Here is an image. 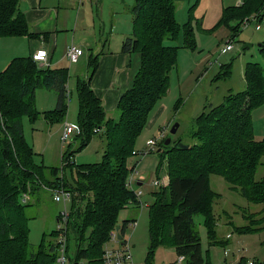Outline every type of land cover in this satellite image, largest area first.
I'll list each match as a JSON object with an SVG mask.
<instances>
[{"label": "trees", "instance_id": "obj_1", "mask_svg": "<svg viewBox=\"0 0 264 264\" xmlns=\"http://www.w3.org/2000/svg\"><path fill=\"white\" fill-rule=\"evenodd\" d=\"M20 1L0 0V38L33 36L21 13ZM256 13L264 17V0H244L241 7L224 11L219 25L230 28L236 38L245 17ZM132 15L133 32L125 40L123 51L138 53L141 66L132 86L120 98L119 119L107 117L102 100L91 87L103 51L91 54L90 75L77 81V123L81 128L78 137L82 138L79 150L101 136L106 143L100 163L76 167L72 159L75 151L64 153V159L70 161L64 169H51L53 177L48 179L46 167L35 163L33 149L24 134L23 118L36 120L41 115L36 108V92L40 88L58 94L57 108L43 116L54 123L65 120L69 68L42 66L31 56L14 58L0 72V264L56 263L57 230L45 233L33 250L29 240L31 218L22 198L33 193L34 187L59 185L73 194L68 241L72 234L77 250L72 261L101 264L104 245L110 232L117 228L119 211L135 199L126 184L130 173L128 159L134 155L136 139L156 105L168 93L170 72L178 59V49L165 45L166 40H175L180 30L172 0H136ZM232 21L238 24L232 25ZM190 42L186 38V44ZM259 52L264 58V42ZM231 68V64L223 66L218 79L229 77ZM244 80L242 91L230 92L222 104L206 107L194 120V145L181 139H171L168 146L166 138L161 142L157 173L166 163L169 182L161 186L149 207L150 259L163 242H169L178 257L184 256L183 264H212L208 254L205 260L194 220L195 216H203L210 246L219 243L213 213L218 195L210 186L212 174L222 175L232 189L251 202L264 205V178L255 182L259 166L264 167V140L256 141L252 119V112L264 104V68L259 63H247ZM69 167L73 182L66 176Z\"/></svg>", "mask_w": 264, "mask_h": 264}, {"label": "rangeland", "instance_id": "obj_2", "mask_svg": "<svg viewBox=\"0 0 264 264\" xmlns=\"http://www.w3.org/2000/svg\"><path fill=\"white\" fill-rule=\"evenodd\" d=\"M172 1L175 4V18L180 30L176 39L166 40L165 45L178 49L177 65L170 72V89L156 105L150 119L153 120L154 113L161 106H165L167 111L161 123L154 129L150 130L149 126H145L136 139L134 152L137 155L128 159L130 173L127 181L134 178V185L138 184L139 179L145 181L144 186L136 188L144 193L141 197L143 204H139L134 199L131 204H126L119 211L117 220V227L125 226L121 231H123L124 240L130 242L135 264L179 263L175 247L169 242H163L155 250L153 258H149L151 242L149 207L156 200L161 186L168 184L169 176L166 163L161 166L158 178L155 171L159 163V146H162L163 143L160 141L159 144H161H157L154 150H151L148 143L158 140L165 132L166 140L170 138L174 142L181 139L185 144L194 145L195 140L191 137L194 120L201 115L206 107L218 106L224 102V98L230 92H240L245 88L244 69L247 63H259L264 68V58L259 52V45L264 42V29L257 30L255 22L246 26L244 21L247 17L242 21L241 31L234 39V50L225 55L220 54L221 48L233 38L230 28L224 24L219 25L224 11L241 7L244 0ZM84 2L87 3V8L77 6L76 11V15L81 12L83 20V28H79L76 32L77 38L78 40L84 39L96 26L98 43L95 48H91L96 50L95 54H99L100 50H105V46L107 51L114 50L121 45V38L124 34L130 33L131 30L133 32L132 9L136 0H84ZM237 24L236 21H232V25ZM95 30L93 28L91 34L94 35ZM186 38L191 40L190 44H186ZM85 49L92 53V50L87 46ZM86 57L87 55L82 58V64ZM230 64L232 67L230 76L219 80L218 77L222 73L223 66ZM6 66L0 63V72L5 70ZM78 67V77L84 78L90 75L91 69L87 65L83 68L80 65ZM75 69L77 70V67ZM70 76L69 70L70 89L68 91L73 92V97L67 119L76 124L79 104L75 81L77 84L78 79L73 73L71 78ZM56 102L57 97L52 90L38 89L36 108L42 117H38L36 120L25 117L22 120L26 140L34 152L35 163L46 167L45 173L48 179L53 177L51 169L62 168V152L75 151L74 165L82 167L87 164L100 163L103 160L104 144L106 143L102 137L97 136L88 146L79 150L82 138L77 136L68 143L62 144L60 123L48 122L43 117V113L55 107ZM69 102L68 100L67 104ZM252 119L255 139L260 142L264 140V104L252 112ZM176 124L179 125L178 131L172 135L171 129ZM146 153H149L147 154L149 156L146 157L148 164L145 169L137 167L136 170L141 173L139 175L138 171V174L135 173V176L132 177L134 163L137 160L142 161ZM261 161H264V158ZM66 176L69 181L73 182L70 167L67 168ZM263 178L264 167L259 166L255 182H260ZM156 181L160 182V188L154 186ZM210 186L218 195L213 205V213L217 220L218 244L210 246L204 217L201 215L194 217L201 235L205 260L207 254L212 264H224L226 260L231 262L240 257L264 260V205L253 203L239 191L232 189L222 175H210ZM31 189L28 187V190ZM35 189L36 187L33 188V193L25 194L22 198V203L28 206L26 212L31 218L29 240L33 250L41 244L45 233L50 234L56 230L57 217L60 211L64 210V204L55 202L50 191L45 188ZM67 208L71 212L72 203H68ZM133 220H137L136 227L129 225ZM228 235H231L230 239L227 238ZM86 236L88 238L89 231ZM110 246L120 247L121 243H111ZM76 250L77 242L71 234L70 259H74ZM225 252H229L227 257Z\"/></svg>", "mask_w": 264, "mask_h": 264}, {"label": "crops", "instance_id": "obj_3", "mask_svg": "<svg viewBox=\"0 0 264 264\" xmlns=\"http://www.w3.org/2000/svg\"><path fill=\"white\" fill-rule=\"evenodd\" d=\"M77 6L87 8V3H85L84 0H21L20 10L28 24L29 31L33 36L0 38V63L8 66L14 58L31 57L37 51L45 50L49 53L51 68L56 69L67 67L70 70L71 76L73 73L77 79L82 77H78V66L80 65L83 68V66L87 65L88 67V61L91 54L96 53V50L91 48L97 46L98 40L96 38V26L93 27L95 30L94 35L91 34L93 30L92 28L90 34L86 35L87 37L78 40L76 32L79 28H83V20L81 19V12L76 15ZM131 35L132 30L130 33L124 34L121 38V45L112 51H107L106 46L104 47L106 51L102 50L103 52L100 57L98 70L91 82V87L95 94L102 100L109 119H119L120 113L118 110V104L120 98L132 86L133 79L141 66V59L138 53L123 51L124 42ZM71 44H75L85 50L84 55L80 58L79 62L75 64H70L65 55L68 46ZM84 45L92 50V53L87 51ZM99 53H101V50ZM86 55L85 62L82 64L83 62L81 63V60ZM76 67L77 70L75 69ZM75 86H77L76 81ZM67 89H70V82L67 84ZM52 92H54L57 97L56 106L45 112L55 110L58 106V94L56 91L52 90ZM70 93L71 100L68 103L67 115L65 120L60 123V137L64 129V124H73L67 119L71 106L70 103H72L73 97V92L71 91ZM76 93L78 96V91ZM79 102L78 97V104ZM78 110L79 106H77V111ZM166 111V107L161 106L159 110L154 113L153 120L149 119L150 122L148 121L147 124L150 130L154 129L156 125L161 123ZM40 117L42 116L40 115ZM44 119L48 121L45 117ZM147 154L148 153H146V155ZM146 155H144L145 157H143L144 159L142 161L137 160L134 163L133 168L135 167L137 169V167H140L141 169H145V166L148 164L146 157L149 156ZM74 157L75 156H73L72 159H74ZM158 166L159 163L155 169L156 173L158 172ZM140 173L141 171H139V175ZM158 176L159 173H157V178ZM144 182L145 181L139 179L138 184L136 183V185H134L133 178L134 190L136 191L138 190L136 188L144 186ZM135 200L138 201L136 197Z\"/></svg>", "mask_w": 264, "mask_h": 264}, {"label": "built area", "instance_id": "obj_4", "mask_svg": "<svg viewBox=\"0 0 264 264\" xmlns=\"http://www.w3.org/2000/svg\"><path fill=\"white\" fill-rule=\"evenodd\" d=\"M254 16V17H253ZM251 22H255V28L258 29H264V17H262L260 14L252 15L251 17H247L244 21V24L246 26L250 25ZM234 39L232 38L229 40L226 45H224L221 48L220 54L225 55L231 51L234 50ZM84 55V50L75 45L72 44L67 51L66 58L69 61L70 64H75L79 62L80 58ZM32 59L35 62L40 63L42 66L49 67L50 66V60H49V53L45 50H39L36 53L32 55ZM67 99L71 100V93L67 89ZM81 133V128L78 124H64V129L61 135V142L62 144L68 143L72 140L73 137L78 136ZM166 138L165 132L162 133L160 138L156 141H150L148 143V146L151 147V150H154V147L159 142L163 141ZM136 155V153H133ZM149 154V153H148ZM62 152V169L68 164L70 160H65ZM146 155V154H144ZM136 168H133L132 177L135 176V173H138L137 170L135 172ZM63 173V172H61ZM64 174H61V179L63 178ZM127 187L130 191H133L136 199L139 201V204H143L141 202V197L143 196V191L134 190L133 188V178L128 179L127 181ZM154 186L160 188V182L156 181ZM48 191L52 193L53 200L57 203H63L64 204V210L60 211L58 215L57 220V227L56 230L58 232V236L56 238V250H57V258L55 264H74L72 261L73 259L69 258V241H68V224L71 218V212L68 211L67 204L73 203V194L64 189L61 185L58 187H45ZM137 220H133L129 223L130 226L136 227L137 226ZM122 228H120L119 231L116 229H113L110 232L109 240L104 245L103 254H102V262L101 264H135L132 248L130 245L129 240H124L123 238V231H121ZM121 236V238H119ZM228 239L231 238V235L227 236ZM111 243H121L120 247L117 246H110ZM229 255V252H225V256L227 257ZM185 262L184 256L179 257V263L183 264ZM80 264H86L85 262H82ZM224 264H264V260H255V259H246L244 257H240L237 260L226 262Z\"/></svg>", "mask_w": 264, "mask_h": 264}, {"label": "water", "instance_id": "obj_5", "mask_svg": "<svg viewBox=\"0 0 264 264\" xmlns=\"http://www.w3.org/2000/svg\"><path fill=\"white\" fill-rule=\"evenodd\" d=\"M259 46H260V45H259ZM178 128H179V125H178V124H176L174 127H172V129H171V134H172V135L176 134L177 131H178ZM170 143H171V139L168 138V139L166 140V142H165V145L168 146V145H170ZM116 230L119 231V230H120V227H117ZM119 238H121V236H119Z\"/></svg>", "mask_w": 264, "mask_h": 264}]
</instances>
